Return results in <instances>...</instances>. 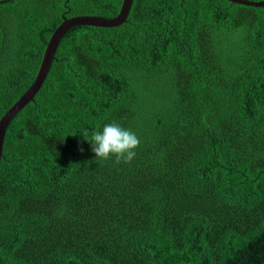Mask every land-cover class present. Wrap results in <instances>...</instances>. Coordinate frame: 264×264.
<instances>
[{"label":"trees","instance_id":"16d2710c","mask_svg":"<svg viewBox=\"0 0 264 264\" xmlns=\"http://www.w3.org/2000/svg\"><path fill=\"white\" fill-rule=\"evenodd\" d=\"M122 3H1L0 119L64 18ZM113 122L130 163L83 136ZM0 264H264V7L134 0L69 29L5 134Z\"/></svg>","mask_w":264,"mask_h":264},{"label":"water","instance_id":"95a60500","mask_svg":"<svg viewBox=\"0 0 264 264\" xmlns=\"http://www.w3.org/2000/svg\"><path fill=\"white\" fill-rule=\"evenodd\" d=\"M11 0H2L1 3H6ZM134 0H123L120 12L111 18L95 16V15H77L69 18H64L60 25L53 32L47 47L45 49L41 66L39 68L37 77L32 86L21 96V98L12 105L0 119V163L3 156L4 139L9 123L12 119L27 105L29 104L38 91L41 89L48 73L51 68L52 62L55 58L58 46L66 34V32L77 25H89L96 27H115L123 24L130 13ZM235 3L244 4L248 6L264 7V0H229Z\"/></svg>","mask_w":264,"mask_h":264},{"label":"clouds","instance_id":"9594fccd","mask_svg":"<svg viewBox=\"0 0 264 264\" xmlns=\"http://www.w3.org/2000/svg\"><path fill=\"white\" fill-rule=\"evenodd\" d=\"M83 136L91 142V150L96 158L108 160L114 156L117 163L121 161L130 163L135 158V150L140 145V139L135 132L115 122L104 125L102 131H94L90 139L87 132ZM80 151L83 149L81 148Z\"/></svg>","mask_w":264,"mask_h":264}]
</instances>
